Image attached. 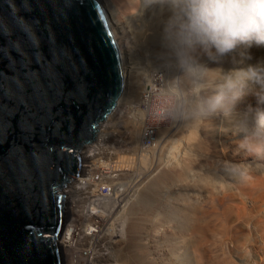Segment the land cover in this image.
I'll use <instances>...</instances> for the list:
<instances>
[{
    "label": "bare ground",
    "instance_id": "bare-ground-1",
    "mask_svg": "<svg viewBox=\"0 0 264 264\" xmlns=\"http://www.w3.org/2000/svg\"><path fill=\"white\" fill-rule=\"evenodd\" d=\"M98 1L118 47L124 84L127 74L132 77L130 91L136 94L156 72L168 81L175 70L160 44L165 0ZM261 60L264 47H242L219 66L227 71ZM150 87L138 104L130 103L136 112L122 131L108 126L120 98L80 149L78 179L94 191L82 200L76 183L65 184L64 221L68 215L71 223L60 244L73 251L81 234L100 243L105 238L110 251L101 257L109 254L113 264H264V160L239 147L235 116L217 113L199 123L162 117ZM249 109H264V103L247 94L237 111ZM120 136L125 148L118 145L125 141ZM105 140H111L109 148Z\"/></svg>",
    "mask_w": 264,
    "mask_h": 264
},
{
    "label": "water",
    "instance_id": "water-1",
    "mask_svg": "<svg viewBox=\"0 0 264 264\" xmlns=\"http://www.w3.org/2000/svg\"><path fill=\"white\" fill-rule=\"evenodd\" d=\"M93 8L58 24L50 0H0V67L13 71V61L32 58L21 46L26 29L37 34V26L56 34L58 42L67 49V84L76 83L77 76L90 85L88 102L64 103L62 111L53 114L50 128L41 134L37 129L30 144L17 137L24 145L25 163L32 170L30 179L18 171L4 167L0 177V264H63L58 234L47 231L46 222L59 213L64 222L65 184L77 178L82 160L80 149L95 138L97 127L117 105L124 89V76L117 44L98 0H90ZM99 4L100 6L94 7ZM43 8L44 15L39 9ZM95 23L89 21L91 12ZM78 49V52L73 49ZM44 51H47L45 46ZM34 67V66H33ZM27 70V69H25ZM79 101V97H76ZM60 128L57 130L56 125ZM0 147V155L9 147ZM71 149V151H69ZM55 194V199L53 198ZM44 227L48 244L40 241V253L33 252L30 259L18 254L26 243L35 244L36 236L29 237L26 225ZM62 229V228H61ZM58 249L54 255L52 247Z\"/></svg>",
    "mask_w": 264,
    "mask_h": 264
},
{
    "label": "clouds",
    "instance_id": "clouds-1",
    "mask_svg": "<svg viewBox=\"0 0 264 264\" xmlns=\"http://www.w3.org/2000/svg\"><path fill=\"white\" fill-rule=\"evenodd\" d=\"M165 4L160 44L175 74L158 89L157 114L194 123L217 113L235 116L233 132L241 135L239 147L251 158L264 160V109L237 111L247 94L264 103V60L227 71L219 66L242 47H264V0H165Z\"/></svg>",
    "mask_w": 264,
    "mask_h": 264
},
{
    "label": "snow or ice",
    "instance_id": "snow-or-ice-1",
    "mask_svg": "<svg viewBox=\"0 0 264 264\" xmlns=\"http://www.w3.org/2000/svg\"><path fill=\"white\" fill-rule=\"evenodd\" d=\"M103 2V0H101ZM54 7V18L58 24H63L70 17L81 16L85 10L93 8L90 0H50ZM97 4L94 7H99ZM41 15L45 14L43 8L39 9ZM94 11L89 16V21L95 23ZM21 37V46L32 58L27 57L17 62H12L13 71H5L0 67V147L9 144L0 155V177L4 175V167L20 172L23 176L32 178V170L25 163L24 145L18 143L17 137L30 144L37 129L41 134L45 127L50 128L53 114L62 111L64 103L88 102L90 85L81 81L77 76L76 83L69 86L63 73L66 71L65 61L67 49L58 42L56 34L52 31L45 32L44 28L37 26V34L33 35L31 29L25 30ZM112 36L111 31L107 37ZM115 45V41H111ZM45 46L47 51H44ZM78 52V49H73ZM34 66V67H33ZM27 69V70H25ZM79 97V101L76 99ZM59 130L60 125H56ZM71 151V149H69ZM55 199V194L53 193ZM66 199V197H65ZM50 234H58L62 224L59 213L46 222ZM29 237L36 236L35 244L26 243L18 249V254L26 260L36 253H40V241L48 244L44 237V227L40 225H26ZM52 247L55 255L58 249Z\"/></svg>",
    "mask_w": 264,
    "mask_h": 264
},
{
    "label": "rangeland",
    "instance_id": "rangeland-1",
    "mask_svg": "<svg viewBox=\"0 0 264 264\" xmlns=\"http://www.w3.org/2000/svg\"><path fill=\"white\" fill-rule=\"evenodd\" d=\"M164 74V73H163ZM161 72H156V74H155V76H154V79H153V81L151 80V82L150 83H147V84H145V85H143L142 86V88H140V89H138V91L136 92V94H134V93H132L131 91H130V82L132 81V77H130V75H126V80L128 79V81H126V83L124 84V86H125V88H124V90H123V92H122V95H121V99H120V103H119V106L117 105V107H118V110L120 109V111H122V114L121 113H119V111L117 110V111H115L116 113H114L111 117H110V119H109V125L108 126H111V128H109L110 130H112L113 128H114V130L116 131V130H118V132L119 131H122L124 128H123V125L125 126L126 125V122L127 121H129V117L131 116V115H134V113L136 112L135 110H131V109H133V108H131L130 107V103L131 104H138V99H139V97H140V95L143 93V91H145V89H148L150 86L152 87H150L151 89H152V97H151V99H160V97L158 96V89L160 88V87H163L164 86V84H165V82H166V79H165V74L163 75ZM156 78V79H155ZM163 79H164V83H163ZM155 80V81H154ZM160 81V82H159ZM153 83H155V84H153ZM147 86V87H146ZM155 86V87H154ZM146 87V88H145ZM143 89V90H142ZM126 94V95H125ZM136 98V100H135V98ZM131 98H133V99H131ZM123 99V100H122ZM129 99V100H128ZM150 99V98H149ZM127 100V101H126ZM133 100V101H132ZM126 102V103H125ZM133 102V103H132ZM116 107V108H117ZM124 107V108H123ZM128 108V109H127ZM140 108H141V106H140ZM132 111V112H131ZM134 111V112H133ZM119 117V118H118ZM121 118V119H120ZM126 118V119H125ZM118 119V120H117ZM120 119V120H119ZM116 120V121H115ZM115 121V122H114ZM111 122H113L114 124H116V126H114V124L113 123H111ZM122 122V123H121ZM122 125V126H121ZM114 126V127H113ZM118 128V129H117ZM101 129H102V127H101ZM122 129V130H121ZM123 134V133H122ZM121 134V135H122ZM124 135V134H123ZM120 137H122L125 141H123V140H119L120 141V144H118L119 145V147L121 146L122 148H125L126 146H125V142H126V139H125V136L123 137V136H120ZM106 141V140H105ZM96 141H93V143H95ZM107 142V143H106ZM105 143H106V145L108 146V148L110 147L109 145L112 143L111 142V140L108 142V141H106ZM123 142H124V144H123ZM150 142V140H146V144H148ZM122 144V145H121ZM96 158V157H95ZM97 158H98V156H97ZM102 158V159H101ZM100 159L101 160H105L104 159V157H101ZM100 160V161H101ZM83 179H81V178H79L78 179V177L77 178H75V179H73L72 180V183H76L75 185H77L78 187H80L81 188V193H80V197H79V199H82V200H85L86 199V197L87 196H89L90 195V192L91 191H94L93 190V188L92 187H90L88 184H85L84 186H83ZM82 182V183H81ZM71 184V183H70ZM94 197H92L91 199H93ZM70 200V198H68L67 199V202ZM81 202V201H80ZM66 219V221H64L63 222V226H62V229H61V233H60V235H62L63 234V232L64 231H66V229H68V227H67V225H68V223H71V220H69L70 218H68V215H67V218H65ZM65 225V226H64ZM104 232V231H103ZM79 236V235H78ZM82 236H84V235H82L81 234V236L78 238L79 240H81V241H78L77 240V242H75V246L72 248L73 249V251L71 250L70 251V249H67V247L66 246H62V245H64V244H60V247H61V250H62V255H63V264H67L68 263V259H69V257H70V255H72V253H79V250L80 249H83V248H89L90 249V251L93 253L92 255H93V257H91V259H84V257H82V264H113L114 262H113V260H111L110 259V256H109V254H107L106 255V258H102L101 257V254L103 253V252H107V251H110L109 250V248H108V246H107V244H106V242H105V238H104V241H101V243L100 242H97L96 240H94V239H92V237H91V240H90V238H88V237H90L89 235H87V237L86 236H84L83 238H85V239H83L82 238ZM87 238L89 239V240H87ZM73 240V239H72ZM94 240V241H93ZM108 240V239H107ZM106 240V241H107ZM89 241V242H88ZM96 241V242H95ZM80 244H79V243ZM98 245V246H97ZM83 246V247H82ZM88 246V247H87ZM93 248H94V250H93ZM69 250V251H68ZM99 253H100V255H99ZM105 253H103V254H105ZM97 254V255H96ZM102 254V255H103ZM91 255V256H92ZM99 255V256H98ZM94 256H96V257H94ZM109 257V258H108ZM93 258V259H92ZM99 260H101V261H99ZM111 261V262H110Z\"/></svg>",
    "mask_w": 264,
    "mask_h": 264
},
{
    "label": "built area",
    "instance_id": "built-area-1",
    "mask_svg": "<svg viewBox=\"0 0 264 264\" xmlns=\"http://www.w3.org/2000/svg\"><path fill=\"white\" fill-rule=\"evenodd\" d=\"M60 238H61V235H60ZM92 254L93 253L90 251L89 248L88 249L87 248L80 249L78 254L73 253V255L70 256L72 258L73 262L70 261L71 258L69 257L67 264H82L81 263L82 257H84V259H88V258L91 259V257H93ZM94 257H96V256H94Z\"/></svg>",
    "mask_w": 264,
    "mask_h": 264
}]
</instances>
